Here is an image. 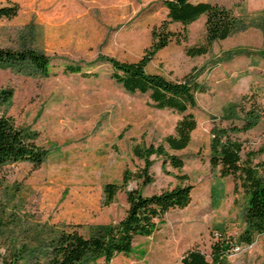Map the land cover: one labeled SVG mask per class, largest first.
I'll use <instances>...</instances> for the list:
<instances>
[{
	"label": "rangeland",
	"instance_id": "obj_1",
	"mask_svg": "<svg viewBox=\"0 0 264 264\" xmlns=\"http://www.w3.org/2000/svg\"><path fill=\"white\" fill-rule=\"evenodd\" d=\"M164 1L0 0V8L19 7L16 17H0V47L32 48L52 58L49 77L0 69V90L14 93L1 113L34 133L49 153L40 167H0V260L11 256L8 248L36 245V237L47 238L52 228L75 226L88 234L117 224L129 209L128 190L161 193L179 185L178 175H187L194 187L190 205L171 210L153 236L137 238L131 255L96 264H182L194 248L211 260L220 234L238 241L245 230L247 196L233 178L212 168L211 132L215 126L245 127L254 116L253 127L236 138L244 154L264 159V0H193L231 9L238 29L215 42L210 53L191 57L187 49L206 42V18L200 17L187 27V41L173 40L152 58L148 72L172 81L193 73L207 90L197 94L198 106L191 110L198 125L189 147L170 150L184 159V168L165 167L153 157V183L133 180L124 186L126 171L145 167L134 148L164 144L182 115L154 108L148 94L127 92L103 58L140 61L152 47L154 29L167 18ZM169 30L181 33L184 27L174 23ZM67 64L91 75L68 73ZM110 183L123 188L106 205ZM227 264H264V235L252 246L238 244Z\"/></svg>",
	"mask_w": 264,
	"mask_h": 264
},
{
	"label": "trees",
	"instance_id": "obj_2",
	"mask_svg": "<svg viewBox=\"0 0 264 264\" xmlns=\"http://www.w3.org/2000/svg\"><path fill=\"white\" fill-rule=\"evenodd\" d=\"M167 18L159 29L153 31L152 47L138 62H122L105 57L112 67L113 79L129 93L148 94L152 106L158 110H173L182 115L174 135L165 139L159 146H136L134 154L145 162V167L136 172L126 171L124 186L130 181L153 183L149 171L155 164L153 157L163 159L165 167L182 170L184 159L173 152L187 149L192 133L198 122L191 110L196 109L197 94L207 88L193 74L180 81L168 80L160 74L147 70L152 58L166 48L173 40L181 43L188 40L187 27L206 15V42L202 46L187 49L191 57L203 56L211 52L215 42L227 40L238 29V18L224 5L206 1L165 0ZM19 7L14 4L0 8V17L13 18ZM179 23L184 27L181 33L169 30V26ZM264 61V51L262 52ZM52 58L36 49L14 50L0 47V69L10 68L20 71L32 70L44 77L51 74ZM68 73H82L79 65L67 64ZM86 76L91 74L82 73ZM14 96L11 90H0V110L10 104ZM255 117H250L247 126H215L212 129L211 166L218 170L222 178H233L247 196L244 209L245 230L238 241L226 234L212 246L211 260L198 248L189 250L182 264H227L238 244L252 246L257 236L264 235V159L258 160L252 152L244 154V143L237 135L253 127ZM37 136L18 127L13 118L0 111V167L30 163L42 166L48 151L40 146ZM168 146V148L166 147ZM179 185L170 190L153 195H144L139 189L127 191L129 209L126 217L114 225H102L84 234L80 227L69 226L59 231L49 230L47 238L36 237V245L23 244L20 248H8L10 257L0 260V264H96L100 259L111 263L118 255H131L137 238L153 236L164 223L166 215L174 209H184L192 201L193 185L187 175H178ZM123 186L110 183L105 186V204H112Z\"/></svg>",
	"mask_w": 264,
	"mask_h": 264
},
{
	"label": "crops",
	"instance_id": "obj_3",
	"mask_svg": "<svg viewBox=\"0 0 264 264\" xmlns=\"http://www.w3.org/2000/svg\"><path fill=\"white\" fill-rule=\"evenodd\" d=\"M206 2H208V1H206ZM201 18H206V20H207V16L206 15L201 16Z\"/></svg>",
	"mask_w": 264,
	"mask_h": 264
}]
</instances>
